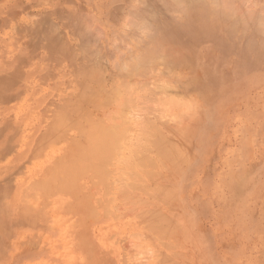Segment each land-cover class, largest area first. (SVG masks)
<instances>
[{
    "label": "rangeland",
    "instance_id": "obj_1",
    "mask_svg": "<svg viewBox=\"0 0 264 264\" xmlns=\"http://www.w3.org/2000/svg\"><path fill=\"white\" fill-rule=\"evenodd\" d=\"M141 1L0 0V98L3 96L5 102H0V130L7 129L5 138L18 131L25 143L23 146L21 141H10V152L0 158V190L6 187L8 192L0 206V264H264V47L257 48L260 38L257 41L258 36H250L256 48L253 45L255 49L248 55L250 50L227 41L229 35L221 27L233 22L244 27L240 18L245 13L249 15L245 18L258 15L255 21L257 18V23L262 22L264 0H225L223 8L227 11L230 6L228 10L232 8L233 14L212 21L215 35L199 38L193 57L196 62L191 67L188 65L193 59L186 60L187 53L194 50L189 34L180 35L179 39V34L173 37L180 40L179 46L172 41L161 43L162 60L158 58L154 67L147 64L146 73L141 71L143 74L139 72L133 77L132 91L127 97L97 93L98 88L83 78V87L74 86L81 77L76 72L80 59L74 60L72 50L80 54L81 48L82 54L93 55L92 60L103 55L107 63L101 59L97 63L106 65H102V78L105 76L109 87L115 78L112 65L120 66L135 58L151 35L154 34L151 41H155V35L160 37L159 32H152L160 26L156 19L160 22L159 19L167 18L168 25V21L179 24V19L182 29L183 21L188 19L185 9L188 11L197 2L213 9L212 0H174L178 8L185 5L181 13L177 7L170 8V0L165 1L167 7L161 5L165 2L155 0L157 9L151 5L152 0L146 2L151 8ZM159 6L166 8L169 15L172 12L167 9L173 10L176 22ZM133 7H138V11ZM237 12L241 13L240 18ZM259 15L262 20L258 21ZM44 21H48L49 27ZM173 26V30L177 29ZM246 27L245 33H253L248 30L252 29L250 25ZM258 27L260 37L264 36V27ZM233 36L234 41L243 42L237 34ZM44 54L49 61L44 60ZM164 56L170 69L159 63ZM58 57L64 63L57 61ZM250 58L258 60L252 62ZM51 62L54 66H50ZM4 82L10 85L6 92ZM80 93L85 97L82 105L66 114L72 121L69 127L77 123L76 129L64 127L62 133H56V117L63 112L61 103L72 106ZM124 98L131 100L129 105L122 102ZM124 111L126 115L119 117ZM96 117L110 127L129 121L127 144L112 158L99 151L95 160L90 155V161H77L69 149L79 144L77 137L81 141L84 132H92L90 119L97 122ZM81 118L90 123L87 125L91 129ZM78 122L84 124L83 128H78ZM150 126L160 142V159L155 167L147 168L145 164V168L134 171L131 162L139 167L148 153L143 145L150 137ZM38 129L44 138L48 134L63 137L58 148L55 144L47 150L46 158L29 159L31 151L25 153L23 147ZM58 157L61 164L66 160L70 163L63 164L69 167L65 170L70 171L69 176L58 170L60 163L55 166ZM73 159L76 168L85 163L75 177L74 169L70 170ZM52 176L57 180L61 176L62 182L54 180L57 186H52ZM15 197L16 205L10 206ZM27 203L31 205L30 213L21 214L25 210L22 205ZM25 217L29 218L24 220Z\"/></svg>",
    "mask_w": 264,
    "mask_h": 264
},
{
    "label": "bare ground",
    "instance_id": "obj_2",
    "mask_svg": "<svg viewBox=\"0 0 264 264\" xmlns=\"http://www.w3.org/2000/svg\"><path fill=\"white\" fill-rule=\"evenodd\" d=\"M158 1V0H157ZM156 1V2H157ZM165 1H169V0H160V2L159 3H162V2H165ZM174 0H170L169 2H171L170 4H169V6H170V8L171 7H175V10H177L178 9V12H179V10H180V13H181V10L182 9H185L186 7H185V5L183 4V7L184 8H178L177 6H179L178 5V3H176V2H173ZM182 1H184V0H182ZM181 1V2H182ZM189 1V0H188ZM205 1V0H204ZM141 2H143L145 5H146V7H148V8H151V5H153V7L155 6V0H152L151 2L153 3V4H147V3H149L150 2V0H149V2L147 1V0H142ZM147 2V3H146ZM150 2V3H151ZM168 2V3H169ZM180 2V0H179V3H181ZM185 2H186V0H185ZM201 2H203V0H201ZM233 2V1H232ZM232 2H230L231 4H232ZM159 3H158V5H159ZM166 3V2H165ZM190 3V2H189ZM193 3V2H192ZM192 3L190 4V5H192ZM200 3V2H199ZM198 2H197V4L196 5H194V6H191V8L188 10V11H183L185 14H186V16H185V14L183 15V14H181L182 16H185V17H188V19L187 20H185V21H183L184 23L182 24L183 26V28L181 29V21L178 19V21H179V24H177V23H174L173 25H176L175 26V28H177V29H175V30H173V28H174V26L171 24V22H169L168 21V23L171 25H168L167 24V18L165 19H159L160 20V22H157L158 21V19H156V18H160L159 17V15H161V13L158 15V17H156L155 15L153 16V17H156V18H154V19H156L157 21H156V24L157 23H160V24H158V25H160V26H157L158 27V29H157V27H156V29L154 28V31H152L151 30V28H150V24H151V22H149L148 23V25H149V29L153 32V33H155V34H157L156 32H159L160 33V37H157L156 35H155V37L158 39H156L155 38V41H151L152 40V36L154 35H151L150 37L151 38H148L149 39V42L151 41V43H149L148 42V40H147V42H148V44H150L149 45V47L146 45L147 44V42H146V40H145V42H146V44H144L146 47L144 48V49H141V51H140V53H138L137 54V56L135 57V58H132V59H128L127 61H125V63H121L122 65H120L119 66V64H118V66H114V65H112V67H113V71L115 72V78L113 79V81H112V83L110 82V81H107V82H109V83H111V85L109 86V87H107L106 86V84L107 83H105V81H104V78H105V76H103V78H102V75H104L103 73H104V70L102 69L103 68V66L107 63V60H106V62H105V60H103L104 59V56L103 55H99L98 57L97 56H94L95 58H97L98 60L99 59H101V61L103 60L104 61V63L105 64H103V62L101 63V61L99 62V64L101 65H99L98 63H97V61L98 60H96V59H94V60H92V56H86V53H88V52H84L83 54H82V51H81V48H80V50H78L79 52H81L80 54L78 53H76L75 51H71V54H72V56H74V60L76 59V58H79L80 60V62H78L77 64H76V66H78V68H77V74L81 77V78H79L75 83H74V86H76V87H83V79L86 81V82H89L91 85H94L95 87H97L98 89H97V93H106L107 95H110V97H121V96H126V95H128V94H130V92L132 91V88H131V85H132V79H134L133 77L136 75V74H138L139 72H145L146 73V68L147 67H145V66H147V64L149 65V64H151V66L152 67H154L153 66V63H155L156 62V60L158 59V58H160L161 59V55L160 54H164V50L162 49V52H161V46H162V44L161 43H165L166 41H172V43L171 44H176L177 46H179V42H180V40L178 41V39L179 38H181L180 37V35H183V34H187V36H188V34L191 36V40H193L194 41V43L192 44L193 45V48H194V50L192 49L191 50V52H192V54H191V52H190V49H189V51L184 47L185 46V44H183V42H181V44H183V47H184V49H186V51H188V52H190V53H187V55H188V58L186 59V60H188V59H193V57H194V53H195V48H196V43L199 41V38H211L212 36H213V34H214V29H213V27H211V25H212V21L213 20H218L219 21V19H222L224 16H228V14L229 13H231V14H229V16L230 15H232L233 14V9L231 8V10L232 11H229L228 10V8L230 7V6H225V7H227L226 9H227V11L223 8V6H224V4H226L227 2L225 1V0H212V1H210V5H212V8L213 9H208V7H210V6H206L205 5V3H201V4H199ZM195 4V3H194ZM237 4H238V2H237ZM150 5V6H149ZM157 5V4H156ZM163 7H167V3L165 4V5H163V3L161 4ZM168 6V7H169ZM186 6H187V4H186ZM235 7H236V2H235V5H234ZM233 6V7H234ZM238 6H239V4H238ZM136 7V6H135ZM135 7H133V9L132 10H134V8ZM138 7H139V4H138ZM137 7V8H138ZM140 7H142V6H140ZM145 7V8H146ZM160 7V10H164V8L163 9H161V6H159ZM176 7H177V9H176ZM242 6L240 5V8H241ZM137 8H135V10L137 9ZM143 8H144V6H143ZM243 8V7H242ZM258 8H260V7H258ZM262 8V7H261ZM147 9V8H146ZM154 9H157V7H154ZM224 9V10H223ZM160 10H159V12H160ZM165 10H166V8H165ZM164 10V11H165ZM169 9H167V12L168 13H173L174 14V12H173V10H171L170 12L168 11ZM243 10V9H242ZM247 10V9H246ZM249 10H250V8H249ZM249 10H247V14H250V13H248L249 12ZM256 10V9H255ZM261 10V9H260ZM131 10H130V8H129V12H130ZM138 11V9L136 10V12ZM146 11H148V10H145V12ZM229 11V12H228ZM243 11H245V10H243ZM251 11V10H250ZM252 11H254L253 9H252ZM157 12H158V10H157ZM158 12V13H159ZM177 12V11H176ZM177 12V13H178ZM226 12H227V15H226ZM165 13H166V11H165ZM171 13V15H169V14H167L166 16L167 17H170V20L172 19V18H174V21H175V17H173L172 14ZM238 13V16H239V14L241 15V13H239V12H237ZM252 14H255V12H251ZM139 14V15H138ZM137 15L139 16V18L141 19V17L140 16H143V15H141V13H138ZM142 14H145V16H147V18H150L149 17V15H147L146 13H144V11L142 12ZM236 14V13H235ZM246 14V13H245ZM244 14V17L243 16H241V18H240V16H239V18L240 19H243L244 20V27H242V26H240V27H238V26H235L233 23H225L223 26H221L222 28H223V31H224V33H228V35H229V38H227V41H230V43L232 42V43H234V46H235V43H238L237 45H241L242 46V48L243 49H245V50H250L247 54L249 55L250 53L252 54V52H251V49L253 48V42L254 43H256L255 41H252V37H250V36H253V37H257L258 36V40L257 41H259V38H260V45L258 44V47L257 48H263L264 46H263V44H264V39H263V43H262V40H261V37L262 38H264V36L263 35H261V37H260V33H262V32H260V27H258V26H261L262 28L264 27V25H260V24H264V14H260L261 15V18L263 19H261L260 18V15H259V18H258V21L261 19L262 20V22H256L257 21V18H256V21H255V19H254V17H257L258 15V13H256V15L257 16H252L251 15V17H246L245 18V16H249V15H245ZM58 15V14H57ZM151 15V14H150ZM163 15H165V14H163ZM180 15V14H179ZM151 16V17H152ZM237 16V17H238ZM263 16V17H262ZM78 17H79V15H78ZM136 17V15H134L133 16V18H135ZM152 17V18H153ZM184 17V18H185ZM193 17H195V18H193ZM243 17V18H242ZM77 18V17H76ZM75 18V19H76ZM151 18V20H153ZM181 18V17H180ZM183 18V17H182ZM181 18V19H182ZM192 18H193V20H192ZM226 18V17H225ZM228 18V17H227ZM230 18V17H229ZM62 19H64V18H62ZM81 18L79 17L78 18V20H80ZM140 19H138V20H140ZM144 19H146V18H144ZM144 19L142 20L143 22H144ZM65 20V19H64ZM78 20H76V21H78ZM226 20V19H225ZM236 19L234 18V21H235ZM245 20H247V21H245ZM71 21V20H70ZM75 21V22H76ZM136 21H137V18H136ZM146 22H147V19L145 20ZM149 21V20H148ZM172 21V20H171ZM173 21V22H174ZM177 21V22H178ZM227 21H228V19H227ZM45 22V24H47V22L48 21H44ZM72 22V21H71ZM70 22V23H71ZM74 22V21H73ZM80 22H81V20H80ZM80 22H78L79 24H80ZM139 23H140V21H138ZM137 22V23H138ZM145 22V23H146ZM176 22V21H175ZM214 22V21H213ZM215 22H217V21H215ZM214 22V23H215ZM229 22H231V20L229 21ZM66 23V22H65ZM241 23H243V22H241ZM73 24H75V23H73ZM136 24V23H135ZM135 24H133V27H134V25ZM142 24V23H141ZM154 25H155V22L153 23ZM152 24V25H153ZM218 24V23H217ZM222 24V23H221ZM236 24V23H235ZM245 24H247V25H245ZM258 24V25H257ZM68 25V24H67ZM67 25H65L66 27H67ZM153 25V26H154ZM164 25H167L166 27L167 28H170V27H172L171 29H164L163 27H164ZM178 25H179V28H178ZM213 25H215V24H213ZM219 25V24H218ZM218 25H216V26H218ZM248 25H250L251 27H252V29L250 28V29H248V30H251V32H253V33H251V34H247V33H245L244 32V28H246L247 29V27L246 26H248ZM41 26V25H40ZM47 26L49 27V24H47ZM46 26V27H47ZM70 26V25H69ZM45 26L42 24V33H44L43 32V30H45V29H43ZM142 27V26H141ZM160 27V28H159ZM52 28V27H51ZM65 28V27H64ZM68 28V27H67ZM66 28V29H67ZM145 28V27H144ZM36 29H38V28H36ZM53 30V32H55L54 31V28H52ZM136 29V28H135ZM187 29H189L190 31L188 32V30ZM239 29H242L241 31L239 30ZM160 30V31H159ZM185 30H187V31H185ZM47 31H48V28H47V30H46V32H45V34H47ZM130 31V30H129ZM145 31H146V29H145ZM163 31V32H162ZM181 33H180V32ZM38 32L39 33H41V30L39 31L38 30ZM49 32H51L50 30H49ZM48 32V33H49ZM53 32H51V33H53ZM132 31H130V33H131ZM217 32V31H216ZM68 33V32H67ZM263 33H264V31H263ZM50 34V33H49ZM54 34V36H55V33H53ZM132 34H135L134 32H132ZM179 34V37H178V39H174L173 37L175 36V37H177V35ZM233 34L234 35H238L237 37H239V39H242L243 40V42L242 41H234L233 40ZM33 35V34H32ZM73 35H74V33H73ZM72 35V36H73ZM79 35H81V33L79 34ZM215 35V34H214ZM42 36H46V35H42ZM60 36V35H59ZM133 36V35H132ZM184 36V35H183ZM222 36H224V35H222ZM31 37V36H30ZM48 37V38H47ZM47 39H49L50 38V36L49 35H47ZM61 37V36H60ZM133 37H135V36H133ZM249 37V38H248ZM33 38V37H32ZM62 38V37H61ZM71 38H74V36L73 37H71ZM184 38V37H183ZM47 39H45V37H44V40H47ZM79 40H80V36H79V38H78ZM77 39V40H78ZM131 39V38H130ZM250 39H251V41H250ZM43 40V41H44ZM75 40H76V38H75ZM122 40H124L123 38H122ZM157 40V41H156ZM238 40V39H237ZM42 41V40H41ZM40 41V42H41ZM51 41H53V40H51ZM50 41V42H51ZM57 41H58V38H57ZM127 41H131V40H127ZM127 41H124V42H127ZM161 41V42H160ZM212 41V40H211ZM211 41H209L210 43H211ZM227 41H224V42H227ZM67 42V41H66ZM80 42V41H79ZM160 42V43H159ZM39 43V42H38ZM54 43V42H53ZM57 43H59V42H57ZM69 43V42H68ZM261 43H262V45H261ZM36 44V43H35ZM67 44V43H66ZM173 44V45H174ZM42 45V44H41ZM51 45V44H50ZM71 44H69V45H67V46H70ZM143 45V44H142ZM231 45V44H230ZM35 46H37L38 47V44L37 45H35ZM39 46H40V44H39ZM45 46V45H44ZM66 46V47H67ZM72 46V45H71ZM70 46V47H71ZM175 46V45H174ZM226 46V45H225ZM255 46V45H254ZM74 47H76V46H74ZM73 47V48H74ZM181 47V46H180ZM180 47H178V48H180ZM232 47V46H231ZM141 48H143V47H141ZM226 47H224V49H225ZM255 48H256V46H255ZM255 48H253V50L255 49ZM42 49V48H41ZM63 49V48H62ZM67 49V48H66ZM78 49V48H77ZM181 49H183L182 47H181ZM224 49H223V51H224ZM48 50V49H47ZM260 50V49H259ZM69 51V50H68ZM222 51V50H221ZM226 51V50H225ZM224 51V52H225ZM262 51H264V49L262 50ZM262 51H260V52H262ZM61 52V51H60ZM109 52H111V50L109 51ZM183 52V51H182ZM224 52H223V54H224ZM246 52V51H245ZM63 53V52H62ZM61 53V54H62ZM97 52H94V54H96ZM65 54V53H64ZM63 54V55H64ZM71 54H68V56H71ZM246 53H245V58H246V55H247ZM258 54V53H257ZM257 54H256V56H257ZM45 55V57H44V60L46 59V54H44ZM65 55H67V54H65ZM116 55V54H115ZM160 55V56H159ZM180 55V54H179ZM185 55V54H184ZM262 55V54H261ZM58 55L56 54V57H57ZM72 56H71V59H72ZM102 56V57H101ZM111 56H112V54H111ZM113 56H114V54H113ZM163 56V55H162ZM168 56V55H167ZM251 56H253V55H250L249 57H251ZM256 56H253V57H256ZM60 57V56H59ZM59 57L57 58L58 60L57 61H61V59H59ZM92 57V58H91ZM101 57V58H100ZM106 57H110V55L109 56H106ZM173 57V56H172ZM260 57V56H259ZM52 58H55V57H51L50 59L52 60ZM64 58V57H63ZM89 58H91V59H89ZM165 58H166V56H164V58H163V62H159L160 64L162 63V64H165L164 63V60H165ZM176 58V57H175ZM180 58V57H179ZM244 58V57H243ZM66 59H67V57H66ZM251 60H252V62L253 61H255L256 59L254 58V60L252 59V58H250ZM46 60H48V58L46 59ZM56 60V59H55ZM68 60V59H67ZM77 60V59H76ZM90 60V61H89ZM92 60V61H91ZM162 60V59H161ZM171 60V59H170ZM225 60H226V58H225ZM258 60V59H257ZM49 61V60H48ZM63 61V62H62ZM61 62L62 63H64V59L62 60ZM248 61V60H247ZM52 62L54 63V61L52 60ZM52 62H51V64H50V66H54L53 64H52ZM56 62V61H55ZM71 62H72V60H71ZM94 62V63H93ZM169 62V61H168ZM196 61L193 59L190 63H189V65H188V67H191L192 65H193V63H195ZM256 62V61H255ZM254 62V63H255ZM57 63V62H56ZM67 63V62H66ZM158 63V64H159ZM166 63H167V61H166ZM170 63V62H169ZM47 64H49V63H47ZM58 64H60L59 62H58ZM114 64V63H113ZM248 64V63H247ZM252 63H250V64H248L249 66L251 65ZM256 64V63H255ZM254 64V65H255ZM103 65V66H102ZM165 65H167V64H165ZM244 65V64H243ZM242 65V66H243ZM257 65V64H256ZM40 66V65H39ZM106 66V65H105ZM104 66V67H105ZM163 66V65H162ZM168 66V65H167ZM252 66V65H251ZM157 67V66H156ZM70 68H72V67H70ZM158 68V67H157ZM168 68L170 69L171 67H169L168 66ZM251 69L252 68H254V67H250ZM105 70L107 69V67L106 68H104ZM169 71V70H168ZM112 72V71H111ZM110 72V73H111ZM141 72V74H143ZM153 72V71H152ZM110 73H109V77H112L111 75H110ZM150 73V72H149ZM114 74V73H113ZM151 75V74H150ZM142 76H144V75H142ZM146 76V75H145ZM141 77V76H140ZM12 78V77H11ZM11 78H9V81L11 80ZM83 78V79H82ZM137 78V77H136ZM139 78V77H138ZM106 79H108L107 77H106ZM111 79V78H110ZM140 80H141V83H142V77L141 78H139ZM146 79H148V78H146ZM16 80V78H14V80H13V82ZM70 80V79H69ZM73 81V80H72ZM67 82L68 83H70L71 84V82L70 81H68L67 80ZM136 84H137V81L135 82ZM140 83V84H141ZM11 84V83H10ZM135 84V85H136ZM134 85V86H135ZM10 85H6V82H4L3 83V91H7L8 90V87H9ZM134 88V87H133ZM136 88V87H135ZM83 89H85V88H83ZM82 89V90H83ZM87 89V88H86ZM95 89V88H94ZM137 89V88H136ZM81 90V89H80ZM91 90V89H90ZM81 92V91H80ZM137 93H138V90L136 91ZM84 93V92H83ZM83 93H80L79 94V96H78V100L72 105V106H69V105H67V103L66 102H62L61 104H63V106L61 107L62 108V110H63V112H59L56 116V118H57V126H56V129H55V132L56 133H62V129L64 128V127H66V128H71L72 126L74 127V126H76L77 125V123H75V124H73L71 127H69V125H71L70 123L72 122H69V120H68V118H67V115L66 114H70V113H72V111H71V109L72 108H78L79 106H81L82 105V100H83V97H84V94ZM87 93V92H86ZM137 93L135 94L136 96H137ZM1 95H2V93H0ZM93 94V93H92ZM89 95H91V94H89ZM86 96V95H85ZM101 96H103V95H101ZM127 97V96H126ZM125 97V98H126ZM129 97V96H128ZM124 98V99H125ZM4 98H3V96L0 98V102H2L3 104L5 103L4 102V100H3ZM84 99H85V97H84ZM97 100H98V98H96ZM121 99V98H120ZM137 99V98H136ZM87 100V99H86ZM108 100V99H107ZM118 100V99H117ZM62 101V100H61ZM67 101H68V99H67ZM95 102V101H94ZM99 102H101V101H99ZM108 102H111V101H108ZM123 103L125 102V103H127L126 105H129V103L131 102V100H126L125 99V101H122ZM122 103V104H123ZM70 104V103H69ZM99 104V103H98ZM104 104V103H103ZM105 104H107V103H105ZM5 105V104H4ZM124 105V107H125V104H123ZM98 105H96V107H97ZM123 106H121V108H122ZM53 107H51V109H52ZM82 108V107H81ZM126 108H127V106H126ZM124 109V108H123ZM130 109V106H128V110ZM53 110V109H52ZM6 111H7V109H6ZM94 111V110H93ZM52 112V111H51ZM53 114V113H52ZM93 114V113H92ZM118 114V113H117ZM122 116H121V115ZM125 114V111H124V113L123 112H121V113H119V117H121V118H123L124 115ZM51 115V114H50ZM94 115V114H93ZM126 115V114H125ZM128 115V114H127ZM70 116V115H69ZM92 116V115H91ZM95 116V115H94ZM82 117V116H81ZM93 117V116H92ZM73 118V117H72ZM77 118V117H76ZM87 118V117H86ZM85 118V119H86ZM127 118V117H126ZM54 119V118H53ZM81 119H83V118H81ZM93 119V118H92ZM96 119L98 120L97 122L96 121H94V122H92V120L90 119V123H93V125H92V132H88L89 134H87V135H84V133L81 135V139L83 140H81V141H78L80 138L79 137H77V139L75 138V137H72V138H74V139H76V142H79V144H77V143H75L73 146H72V149L70 148L69 150H72L73 151V153L75 154V158L77 159V161H80V159H83V162H85V159H87L88 161H90V155H91V157L93 158V160H95V157H94V155H97L98 156V154H100V152L104 155V156H111V158L113 157V156H116V153L117 152H120L121 151V149H122V147H124L127 143H126V137L128 136V133H129V129H128V123H129V121H127L128 123L126 124V122H123L121 125H118V126H116V127H113V126H111L110 127V125L108 124V126H104L103 125V123H101V121H100V119H98V117H96ZM125 119V118H124ZM45 120V119H44ZM43 120V121H44ZM55 120V119H54ZM68 120V121H67ZM126 120V119H125ZM130 120V119H129ZM42 121V122H43ZM83 121H84V119H83ZM88 121H89V119H88ZM100 121V122H99ZM45 122V121H44ZM43 122V123H44ZM96 122V123H95ZM131 122V121H130ZM42 123V124H43ZM53 123V122H52ZM51 123V124H52ZM81 122H78V124H80ZM87 120H85L84 121V124H86L87 125ZM90 123H88V124H90ZM3 124V123H2ZM2 124H0V126L2 125ZM45 124H46V122H45ZM83 123L82 124H80L79 126H78V128H80V126H81V128H83L82 126L84 125ZM131 124V123H130ZM41 125V124H40ZM114 125V124H113ZM88 126V125H87ZM7 127V126H6ZM50 127V126H49ZM52 127V126H51ZM50 127V128H51ZM89 127V126H88ZM88 127H84V128H88ZM89 127V129H91ZM152 126H150V130H149V139H148V142H146L147 144L146 145H143L146 149H147V154L145 155V157H144V160H143V163H140V162H137L138 164H139V167H135V165H136V162H131V166H134V167H132V169L134 170H137V169H141V168H145V164H146V167L147 168H149L150 166H152V167H155L156 165H157V161L160 159V156H158L159 154H160V148H159V140H158V138L156 137V135L155 134H153L152 132V128H151ZM53 128V127H52ZM80 128V129H81ZM129 128H131V126H129ZM72 129V128H71ZM74 129H76L75 127H74ZM48 130H50V129H48ZM6 131H7V129L6 128H4V129H2V130H0V145L2 144V143H4L5 141H6V143H5V145L2 147V148H0V158L2 159V158H5L7 155H8V153L10 152V148H9V145L11 144V142H13V143H15V142H20L21 141V139H20V136L19 135H21L20 133L18 134V131H16V132H14L13 133V135H9V134H7L8 136H10V137H7V138H5L3 135L6 133ZM44 131V130H43ZM77 131V130H76ZM83 131V130H82ZM87 131V130H86ZM78 132H79V129H78ZM146 132V131H145ZM155 133H158V132H156V131H154ZM79 133H81V132H79ZM27 134V133H26ZM43 133L41 132L40 133V131H39V129L38 130H36L35 132H34V137H33V133L31 134V136L33 137V138H31V140L29 141V139H28V143L25 145V147H23V151L25 152V153H28V152H30V155H29V159H33L34 157H38V158H46V154H47V150L49 149V148H53L52 146L53 145H55L56 144V146L55 147H57V145H59V143H58V141H59V139H60V137H59V135H58V137H55V136H49V134L47 135V137L46 138H44L43 137V135H42ZM38 135L40 136L39 138H38ZM29 136H30V134H29ZM78 136V135H77ZM143 136H144V134H143ZM63 137V136H62ZM61 137V138H62ZM64 137H66V134H64ZM71 137V136H70ZM146 137V136H145ZM71 138V139H72ZM84 138H85V140H84ZM24 139V138H23ZM22 139V140H23ZM64 139V138H63ZM62 139V140H63ZM68 140H69V137L67 138ZM142 139V138H141ZM36 140V141H35ZM61 140V141H62ZM67 140V141H68ZM147 140V139H146ZM11 141V142H10ZM22 142V144H23V141H21ZM63 142V141H62ZM74 143V142H73ZM81 143V144H80ZM25 144V143H24ZM24 144H23V146H24ZM64 145H65V141H64ZM69 145H72V141H71V144L69 143ZM67 147V146H66ZM58 148V147H57ZM65 149V148H64ZM100 151V152H99ZM62 156V155H61ZM60 156V157H61ZM97 156H96V158H97ZM91 158V159H92ZM1 159H0V163H1ZM61 159H62V157H61ZM76 159H73L74 160V163H73V161H71L73 164V168H71L70 170H73L74 169V171L75 172H73L72 171V176L73 177H75L74 176V174H77V172H79L80 170H82L83 169V164H85V163H83L82 162V167H80V166H77V168H76V166H75V164L77 163L76 162ZM57 161H58V163H57V165H55V166H57L58 167V164L60 163V161H59V157H58V159H57ZM63 161V160H62ZM67 161L68 160H66V161H64V163L63 164H70V163H67ZM92 161V160H91ZM76 162V163H75ZM56 163V162H55ZM62 163V162H61ZM59 164V167H61V168H59L58 170L60 171H63L64 173H66L67 172V174H65L64 176L66 177V176H69L71 173H70V171L68 170V171H65V170H67L68 168L67 167H65V165H64V167L66 168H64L63 167V164ZM61 165V166H60ZM56 168V167H55ZM80 168H82V169H80ZM53 169V168H52ZM134 170V171H135ZM58 171V172H59ZM52 172H54V170L52 171ZM63 172L61 173V172H59V173H61L62 174V177H64L63 176ZM58 173V174H59ZM57 177H59V176H57ZM64 177V178H65ZM55 177L54 176H52V179H51V181L53 180V182H54V180L55 181H58V183H60V182H62V178H61V176H60V178H59V180H57L56 178L54 179ZM50 182V181H49ZM53 182H50V183H53ZM49 183V184H50ZM56 183L57 182H54L53 184H51L52 186L53 185H55V186H57L56 185ZM48 184V185H49ZM51 185H50V187H51ZM59 185V184H58ZM69 187V186H68ZM35 191V190H34ZM36 192V191H35ZM7 189H6V187L5 188H3L2 190H0V199H1V205L0 206H2L3 205V203H4V201H5V198H6V195H7ZM39 193V192H38ZM33 194H35L34 192H33ZM14 199V200H13ZM17 198L15 197V198H12L11 200H10V206L12 205V206H14V205H16V203H14V201L16 200ZM21 201H23V199L21 200ZM12 202L14 203V204H12ZM16 202V201H15ZM8 206V205H7ZM29 206L31 207V205H29L28 203L27 204H23L22 205V208L21 209H25L24 211H21V214H25L26 212H29L30 211V208H29ZM9 208V207H8ZM33 208H34V206H33ZM4 210V209H3ZM1 211V210H0ZM5 211V210H4ZM32 211H33V209H32ZM2 212V211H1ZM30 213V212H29ZM0 216H1V213H0ZM27 216V215H26ZM26 219H24V220H27L28 218L27 217H25ZM5 227V226H4ZM4 233V232H3Z\"/></svg>",
    "mask_w": 264,
    "mask_h": 264
}]
</instances>
